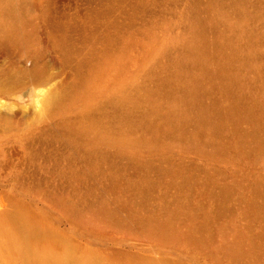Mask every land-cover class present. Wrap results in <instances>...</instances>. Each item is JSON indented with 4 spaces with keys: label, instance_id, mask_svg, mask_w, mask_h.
I'll use <instances>...</instances> for the list:
<instances>
[{
    "label": "rangeland",
    "instance_id": "rangeland-1",
    "mask_svg": "<svg viewBox=\"0 0 264 264\" xmlns=\"http://www.w3.org/2000/svg\"><path fill=\"white\" fill-rule=\"evenodd\" d=\"M143 1L0 0V264H264V0Z\"/></svg>",
    "mask_w": 264,
    "mask_h": 264
},
{
    "label": "bare ground",
    "instance_id": "bare-ground-1",
    "mask_svg": "<svg viewBox=\"0 0 264 264\" xmlns=\"http://www.w3.org/2000/svg\"><path fill=\"white\" fill-rule=\"evenodd\" d=\"M118 1L119 0H106L105 7H104V13L108 14L110 11H112L115 8V6L118 4ZM144 8H145V2L143 0H135V2L132 4V10H131V13L129 14L128 18L133 19L134 16L137 13L144 10ZM93 30H94V25L92 24V26H90L88 29V33L91 34L93 32ZM115 33H116V27H113L112 33L104 36V41H105L104 50L107 51V50H109V48L111 46L114 45V43H115L114 42V36L116 35ZM64 44H65V47H68L67 43H64ZM91 52H92L91 54L96 53V49L92 48ZM113 64H115V63H113ZM117 66L119 67V65H117ZM0 206L2 207L1 204H0ZM3 208H4V204H3ZM13 216L16 217L18 223L21 226L27 227L28 229L33 230V231H37V232L45 230L46 231V238H51V237L54 238L55 237V235L50 230V228L45 227V225L42 223L41 217L37 214H33V213H30V212H27L24 210L15 211V213H14V211L9 212L8 210H2L1 215H0V217L5 218V219L11 218ZM11 248H12L13 252L17 255V257L22 259L25 262H32L35 264H43V263L46 264V262H48V264H55L50 260L47 261L45 259V255H43L33 243H30L28 241L25 242L23 239H19V240L15 241L14 243H12ZM74 264H77V263H74ZM90 264H100V263H99V261L93 259L90 262Z\"/></svg>",
    "mask_w": 264,
    "mask_h": 264
}]
</instances>
